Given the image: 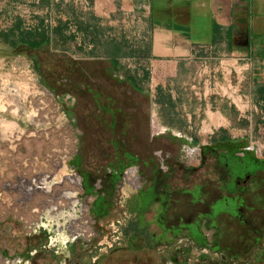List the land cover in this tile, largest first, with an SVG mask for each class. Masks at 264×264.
<instances>
[{
  "label": "rangeland",
  "instance_id": "rangeland-1",
  "mask_svg": "<svg viewBox=\"0 0 264 264\" xmlns=\"http://www.w3.org/2000/svg\"><path fill=\"white\" fill-rule=\"evenodd\" d=\"M40 15L30 19V26L39 23ZM30 26L26 21L25 27ZM0 39V122L14 126L6 129L0 123V264H58L71 253L78 260L116 248H127L134 256L139 227L146 231L147 245L163 241L147 252L148 262L156 257L159 264H208L202 262L203 250L183 240V231L207 239L215 250L225 235L254 228L262 232L264 225L254 224H264V217L252 218L246 226L235 219L226 226L225 220L202 224L191 213V205L211 204L203 187L215 188L209 183L217 180L211 170L230 166V159L220 156L227 146H217L219 137L247 138V147L263 159L260 132L249 127L208 134L190 129L187 144L186 132L158 127L155 83L150 88L140 79L129 81L132 71L120 62L122 57L113 64L110 43L76 50L71 41L56 40L49 51L28 54ZM250 138L254 143L260 139V145H248ZM44 178L51 189L34 190ZM173 195L179 207L190 210V224L171 226L176 223L169 216L171 204L176 206L170 201ZM223 195L212 201L213 213L239 207L229 192ZM77 232L76 239L64 244L63 235L72 238ZM40 235L49 252L29 254ZM223 244L212 261L219 259Z\"/></svg>",
  "mask_w": 264,
  "mask_h": 264
},
{
  "label": "crops",
  "instance_id": "crops-1",
  "mask_svg": "<svg viewBox=\"0 0 264 264\" xmlns=\"http://www.w3.org/2000/svg\"><path fill=\"white\" fill-rule=\"evenodd\" d=\"M35 14H41L39 23L27 29ZM34 31L45 32L51 45L71 41L76 50L110 43L112 60L119 64L122 57L132 71L129 81L155 83L158 127L186 132L187 144L190 129L208 134L248 127L264 143V0H0V35ZM115 49L121 53L114 58ZM250 139L248 145H260ZM247 141L219 137L217 146L237 145L232 154L241 155ZM173 198L171 226L190 224L194 212V221L199 215L210 225L245 217L241 207L213 213L214 203L190 213ZM182 235L190 242L189 233Z\"/></svg>",
  "mask_w": 264,
  "mask_h": 264
},
{
  "label": "flooded vegetation",
  "instance_id": "flooded-vegetation-1",
  "mask_svg": "<svg viewBox=\"0 0 264 264\" xmlns=\"http://www.w3.org/2000/svg\"><path fill=\"white\" fill-rule=\"evenodd\" d=\"M237 145H229L226 148L225 154H221L220 156L226 157L230 159V166L227 171L225 170H216L212 173L216 177V182L214 183L215 188L208 185H203L205 191L208 194L210 203L214 201V203L219 200L223 193L227 194L229 192L231 194V200H235L234 204L239 205L238 208L245 212V217L243 219H238L240 224L247 225L251 224L250 220L252 218L264 217V207L259 208L256 203L264 204V158L258 157L257 153L252 152L248 147H243V152L241 155L232 154L234 148ZM219 156V157H220ZM219 161L215 160L213 163L214 166L217 165V168L220 166ZM225 174L224 178L223 175ZM225 179V181L223 180ZM203 183V182H202ZM229 188L227 190V188ZM222 190V192H221ZM191 205V204H190ZM191 207H193L191 205ZM237 219V218H236ZM264 220L263 218H260ZM231 221V223H233ZM256 226H262L264 224H259L255 222ZM252 233L243 234V235H230L224 236L222 238L217 239L219 247H221V243L224 245V249L220 252V257L218 260H213L211 264H234L238 262V264H264V249H262V242H264V237L261 238V232L258 228ZM140 246L134 248L133 253H138L134 256H131L128 252L127 248H116L115 250L109 251L107 254H101L97 256L84 255L81 259L74 260V253H71L69 256H66L63 260L59 261L58 264H159L157 263L156 257L154 260L151 259V263L148 262L147 252L155 251L159 245H163V241L160 243L152 242V244L147 245V240H143L144 236H147L144 232L145 230L140 231ZM144 233V234H143ZM157 233L154 234V237H157ZM8 240L14 241V237H8ZM151 240V239H150ZM216 240V241H217ZM190 241L193 242L194 246L203 250L200 255L203 256L202 262L208 260V257H212L213 254L218 253V250L221 248H212L207 244V239L204 241L197 240V237L191 236ZM36 245L33 246L35 250L30 252L31 255H38L39 253H47L49 252V246L47 241L43 238V235L38 236V240L35 241ZM128 242V239H127ZM145 243V244H144ZM216 244V243H214ZM216 245V246H217ZM32 247V248H33ZM147 250V251H146ZM205 250V251H204ZM56 252L53 251V256H56ZM207 257H206V256ZM212 260V258L210 259ZM189 264V263H185ZM206 264V263H202Z\"/></svg>",
  "mask_w": 264,
  "mask_h": 264
},
{
  "label": "trees",
  "instance_id": "trees-1",
  "mask_svg": "<svg viewBox=\"0 0 264 264\" xmlns=\"http://www.w3.org/2000/svg\"><path fill=\"white\" fill-rule=\"evenodd\" d=\"M0 37L28 54L31 52L42 53L44 51H49L51 45L47 34L43 31L26 32L20 34L17 38L12 33L2 34ZM114 52L115 54L113 57L115 58L121 53V50L115 49ZM39 57L40 56H35L36 59ZM113 64L117 66L115 61H113ZM65 69H68V66Z\"/></svg>",
  "mask_w": 264,
  "mask_h": 264
},
{
  "label": "bare ground",
  "instance_id": "bare-ground-1",
  "mask_svg": "<svg viewBox=\"0 0 264 264\" xmlns=\"http://www.w3.org/2000/svg\"><path fill=\"white\" fill-rule=\"evenodd\" d=\"M0 123H1V126L6 128V129H10V126L12 127V124H10L6 121H1ZM12 128H14V126ZM131 174L133 177L135 176V173L131 172ZM46 179L47 178H44L43 181H39V185L35 186L36 188L34 190L49 191L52 187V184L50 182L48 183ZM72 182L78 185V184H80L81 180L74 178V180ZM27 191H28V193H32L31 189H28ZM75 230L81 232L79 228H76ZM75 238H77V237H73V239H75Z\"/></svg>",
  "mask_w": 264,
  "mask_h": 264
},
{
  "label": "built area",
  "instance_id": "built-area-1",
  "mask_svg": "<svg viewBox=\"0 0 264 264\" xmlns=\"http://www.w3.org/2000/svg\"><path fill=\"white\" fill-rule=\"evenodd\" d=\"M29 26H30V25H29ZM30 28H31V26L28 27L27 29H30ZM76 231H77V230H76ZM76 235H79L78 232L75 233V235H73V237H77ZM63 236H64V237H62L61 239L64 241V244L69 243L70 240H71V241L74 240L73 237H72V238H69L68 236H65V235H63ZM50 239H52V238H50ZM75 239H76V238H75Z\"/></svg>",
  "mask_w": 264,
  "mask_h": 264
}]
</instances>
